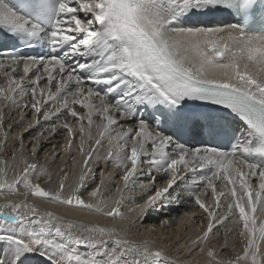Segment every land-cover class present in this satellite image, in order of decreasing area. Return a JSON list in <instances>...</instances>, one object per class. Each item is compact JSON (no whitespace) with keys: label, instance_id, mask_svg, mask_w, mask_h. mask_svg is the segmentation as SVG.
I'll use <instances>...</instances> for the list:
<instances>
[{"label":"snow or ice","instance_id":"obj_1","mask_svg":"<svg viewBox=\"0 0 264 264\" xmlns=\"http://www.w3.org/2000/svg\"><path fill=\"white\" fill-rule=\"evenodd\" d=\"M210 13L229 19L215 26L199 20L191 23ZM176 35L187 38L196 59L181 54L183 45L177 44ZM21 65L24 75L12 76L9 87L0 88V102L5 107L15 105L22 121L28 105H21L17 96L23 100L30 91L36 123L41 116L59 119L66 110L74 120L65 119L58 126L66 129L68 148L79 132L84 171L65 196L66 171L61 170L60 190L46 191L33 181L34 176L37 181L47 176L45 170L22 158V171L10 181L0 179V194H15L21 186L26 198L30 193L75 210L123 218L119 201L108 210L102 206L103 198L97 199L103 179L87 191L89 201L83 198L88 177L94 182L90 160L97 149L85 153L84 146L92 139L93 115H97L106 121L100 136L110 145L116 141L103 159L114 157L121 162L117 167L123 169L121 179L126 185L144 174V164L151 166L150 185L156 184L152 171L169 177L166 187L146 189L147 199L129 212L146 214L158 202L164 208L166 201L191 203L194 199L209 217L208 230L194 244L208 239L213 221L223 225L229 216H238L233 222L242 225L239 236L246 242L242 254L221 260L208 251L215 264H264V216L254 215L257 205L264 213V0H0V69L11 67L14 73ZM33 68L35 79L29 77ZM41 68L47 73V89L40 87ZM25 77L30 79L28 89ZM189 102L202 110L189 109ZM70 104L79 105L85 113L81 115ZM44 105L50 106L43 110ZM121 117L137 127L124 131L120 125L121 131L112 136V126ZM229 118L242 123L239 135L224 130ZM3 120L0 110V147H5L9 135ZM205 131L210 146H186L185 136ZM220 137L231 145L229 150L211 146ZM18 138L23 151V136ZM96 144L102 146V141ZM95 163L99 165L100 160ZM2 164L5 161L0 160ZM197 172L201 185L206 182L211 190L215 208L201 199L207 193H200L198 187L185 188L187 201L177 190L178 181L197 185ZM188 173L193 174L191 178ZM249 177L259 179L258 189L250 185ZM214 180L226 181L223 190L218 191ZM229 195L228 213L221 216L217 210ZM0 249L4 252L0 264H30L33 257L42 264H171L162 249L147 241L133 243L114 229L40 213L27 199L0 205Z\"/></svg>","mask_w":264,"mask_h":264},{"label":"bare ground","instance_id":"obj_2","mask_svg":"<svg viewBox=\"0 0 264 264\" xmlns=\"http://www.w3.org/2000/svg\"><path fill=\"white\" fill-rule=\"evenodd\" d=\"M199 21L204 22L201 19H199ZM191 23L196 24L197 22L196 20H192ZM204 24H211L212 26L216 25L211 22H204ZM175 40L178 45H183L179 49L183 56H186L188 59H196L191 46L187 43L186 37L176 35ZM21 67L23 66L21 65ZM9 71L10 68L6 67L4 71L0 70V73L3 75L4 72H8L9 74L11 72ZM11 74L14 76L13 73ZM42 86L45 87V84ZM70 87L74 90L75 85L73 84ZM52 88H54V86H52ZM37 94H39V91ZM18 98L19 97H17V100ZM30 100L31 103H28V107L25 108V110L23 109L25 118L22 121L21 111L18 110L15 105L5 107L3 110V129L5 132L9 133V142L7 139V145L5 147H0V160L5 161V164L0 165V168L4 169V173L0 174V179H6L11 176L9 180H12L24 167L22 158H27L28 163L37 164L39 168H43L47 173V176H42L38 181L34 176L33 181L40 183L41 187L46 191H48L50 187H53L52 192H55L60 190L58 174L63 165H65L63 170L68 173V177L65 180L66 188L64 189L63 195L66 196L79 182V176L81 172L84 171V157L81 155L78 146L80 145V136H75V142L71 149V154L67 159V162L65 161L66 163L64 164V158L66 160L65 155L68 153L67 145L69 138L66 135V130L58 127L60 121L57 117L52 118L54 119V122H41L38 126L30 128L29 131H24L25 127L30 124L32 125L34 122V110L29 109V104H32L34 101L32 99ZM19 101L21 105L26 104L27 97L24 96L23 100L19 99ZM3 106V102H0V109ZM65 114L66 113H63L61 116H64ZM42 120L41 116L39 121ZM53 123H55L56 126L55 133L52 132ZM10 125L11 127H9ZM120 125H123V130L125 125L131 126V124L127 122L118 123L115 127L118 128L116 130L119 132L121 131ZM85 127H87V122ZM101 130L102 126L98 128L96 133H94L89 145L87 146L85 144V153L89 152L91 148L93 149ZM21 135L23 136V151L20 149L21 140L18 138ZM0 139L2 138L0 137ZM113 143H116V141H113ZM107 146L108 145H106L105 142H102V146L98 145L95 148L97 151L90 160V165L95 173L94 182L93 177L89 176L87 190L85 191L82 189V192L84 193L83 198L86 201H89L87 191H91L101 182L100 180L103 179L104 183L101 185V193L98 194L97 199L102 197V206L108 210L117 207L116 202L119 201L120 203L118 207L123 218L109 217L97 212L75 210L68 206L48 202L43 198L34 197L30 193L26 198L21 186H18V191L15 194H0V205L7 202H19L27 199V203L37 207L40 213L51 212L53 215L58 216L65 221H70L76 224L114 229L121 233V235L130 242L139 244L147 241L154 248L162 249L165 253V257L171 262V264H215V259L209 258L207 255L208 251H213L215 257L221 260H234L238 253L242 254L244 243H246L239 236L242 225L238 226L233 222L234 219H238V216L231 217L230 220L224 222L223 225L216 224L215 221H213L214 227L212 232L209 233L208 239L197 245L194 244L193 241L197 240L198 237L203 235L204 231L208 230L209 217L206 215L207 213H204L203 210L195 205L193 200H191V203H169L166 201L165 203L167 206L164 208L160 207L158 202L157 205L149 209L146 214H142L139 211L129 212V209L136 208L147 199V196L150 193L145 191L146 189L149 187H166V181L163 180L169 177L162 172L158 173L152 171V175L156 177V184L154 186L150 185L149 169L151 166L144 164V174L135 177V182L129 181L127 186H124L125 182L121 179L123 169L117 167V164L121 162L117 161L114 157L108 160L103 159V157L107 155L111 145L109 144V146ZM86 147L88 149H86ZM33 148L36 150L34 161L30 155L31 153L33 154ZM97 159L100 160L99 165H96L95 163ZM101 171H103V176H101ZM214 183L217 185L218 191L223 190L225 182L214 180ZM178 185L179 187L177 190L184 194L185 201L189 199L184 191L186 187H198L200 193H207L206 196L211 195V190L206 188V182H204L203 185L200 184L199 186L192 187L184 184ZM253 187L256 188V184H253ZM237 193L238 196L241 194L239 189H237ZM201 199L212 208H215L216 203L213 202L212 196L205 197L202 194ZM230 201V199H228V201H223L221 208L217 210L221 216L228 212L227 203ZM90 202L95 203V201ZM246 202L247 199L245 198V203ZM260 213L261 212L257 206V212L254 215L259 217ZM16 234L19 235V233ZM201 248H203V251L199 250ZM3 255V249H0V256ZM32 260H34L36 264H42L39 257H33Z\"/></svg>","mask_w":264,"mask_h":264},{"label":"rangeland","instance_id":"obj_3","mask_svg":"<svg viewBox=\"0 0 264 264\" xmlns=\"http://www.w3.org/2000/svg\"><path fill=\"white\" fill-rule=\"evenodd\" d=\"M7 68H10V75H8V76H4V74L2 75L1 73H0V88H4V89H7L8 87H9V80L11 79V77H12V74L11 73H13L12 72V68L11 67H7ZM6 69V68H5ZM0 70H2V71H4V69H0ZM5 73V72H4ZM34 73H35V68H33L31 71H30V73H29V77L31 78V79H35V75H34ZM14 74V76L18 79L19 77H21V76H23L24 75V73H23V67H19V68H17V70L13 73ZM39 74H41L42 75V79H41V81H40V87L41 88H44V89H47V86H48V84H47V73H44V71H43V68H41V70H40V73ZM53 74L54 75H56L57 76V78H59V73H58V70H53ZM29 77H25V81H24V84H25V88L26 89H28V88H30L31 87V83H30V79H29ZM27 83V84H26ZM43 84H45V87L44 86H42ZM54 82H53V86H54ZM55 88V87H54ZM53 88V89H54ZM54 91H55V89H54ZM39 95L40 94H37V96L39 97ZM17 97H19V96H17ZM27 97V105H28V103L31 101L30 99H32V96H31V92L29 91L28 92V95L26 96ZM28 98H30V99H28ZM20 99V97L18 98V100ZM30 100V101H29ZM71 100V97H69V101ZM31 103V102H30ZM97 105L99 104V102H97L96 103ZM30 105V107H29V109H31L32 110V108H31V104H29ZM49 106L50 105H44L43 106V110H47L48 108H49ZM70 106L71 107H75L77 110H79V112L80 113H83L84 114V110H82L80 107H77V105H71L70 104ZM79 106V105H78ZM5 109V106H3V107H1V109L0 110H4ZM25 110V109H24ZM63 113H66V110H62V113L60 114V116H59V121H60V123L59 124H61V123H63L64 121H65V119H67V121L68 122H72L73 120H74V118H72V117H67V115L65 114L64 116H61ZM83 114H81V115H83ZM54 117H57L56 115H52L51 117H50V119H47V120H45V119H43L42 121H39V123L37 124L35 121L32 123V127L34 128V127H36V126H38L39 124H41V122L43 123V122H48V123H50V122H54V119H52V118H54ZM8 120V119H7ZM41 120V119H40ZM52 120V121H51ZM93 121H94V124H93V127H92V129H91V131H92V137H93V135H94V133H96L97 132V130H98V128L99 127H101L102 126V124H104V121L103 120H101L100 119V117L99 116H97V115H93ZM99 121V122H98ZM56 123V122H55ZM55 123H53V126H55ZM85 124H86V122H84ZM106 123V122H105ZM52 124V123H51ZM58 124V125H59ZM35 125V126H34ZM56 125H57V123H56ZM99 126V127H98ZM31 127V128H32ZM59 127V126H58ZM98 127V128H97ZM115 129H114V128ZM116 129H118L117 127H115V125L114 126H112V130H111V134L112 135H116L117 133H119V131H117ZM63 130H66V129H63ZM42 132H44V131H42ZM42 132H41V134H42ZM77 135H79V132L77 131V133H76V135L75 136H77ZM100 135H99V137H98V139L97 140H99L100 139ZM2 139H3V137H1ZM39 138H40V136H39ZM7 139H8V142H9V137H7ZM76 140H77V137H76ZM102 142H105L106 143V145H108L109 146V143L107 142L108 141V139L106 138V137H101V139H100ZM91 141H92V139H91ZM89 143H90V140L86 143V145L88 146L89 145ZM115 143H113V145H114ZM7 145V144H6ZM5 145V146H6ZM113 145H111L110 147H112ZM79 147H80V145H78ZM98 145L95 143V145L93 146V148H96ZM107 146V147H108ZM72 147H73V145H72ZM72 147L71 148H67L66 150H67V155H65V157H66V160H65V158H64V164L67 162V159L69 158V156H70V154H71V149H72ZM75 147V146H74ZM86 149H88L87 147H86ZM90 151H92V148L90 149ZM24 155V154H23ZM31 156H32V160L34 161L35 160V153H31L30 154ZM53 158H55V157H53ZM66 161V162H65ZM64 166L65 165H63V167L61 168V170L62 169H64ZM60 170V172H59V176H58V181H59V183H60V180H61V178H62V175H63V173H62V171ZM11 178V176H9V177H7L6 178V180H9ZM10 181V180H9ZM101 181V180H100ZM101 183V182H100ZM99 183V184H100ZM124 186H127L126 184L124 185ZM125 188V187H124ZM48 191H53V187H50V189L48 190ZM228 213V212H227ZM226 213V214H227ZM207 216H208V214H206ZM230 218H231V216H229V218H228V220H230ZM211 233V232H210Z\"/></svg>","mask_w":264,"mask_h":264}]
</instances>
